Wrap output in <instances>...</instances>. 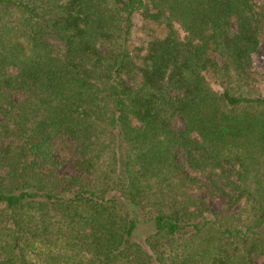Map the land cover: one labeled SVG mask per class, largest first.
I'll return each mask as SVG.
<instances>
[{
    "label": "trees",
    "instance_id": "obj_1",
    "mask_svg": "<svg viewBox=\"0 0 264 264\" xmlns=\"http://www.w3.org/2000/svg\"><path fill=\"white\" fill-rule=\"evenodd\" d=\"M263 46L264 0H0V264H264Z\"/></svg>",
    "mask_w": 264,
    "mask_h": 264
},
{
    "label": "rangeland",
    "instance_id": "obj_2",
    "mask_svg": "<svg viewBox=\"0 0 264 264\" xmlns=\"http://www.w3.org/2000/svg\"><path fill=\"white\" fill-rule=\"evenodd\" d=\"M135 26H136V28L134 29V37H133L134 39L137 38V36H140L141 32H144L148 29L147 23H145L139 19L135 20ZM263 48H264V46H263ZM255 66H256V68H260L261 63L258 61H255ZM261 85H262L263 94H264V84H261ZM222 205H223V200L221 198L216 199V200L211 202V206L217 210H219L222 207ZM258 264H263V262L258 263Z\"/></svg>",
    "mask_w": 264,
    "mask_h": 264
}]
</instances>
